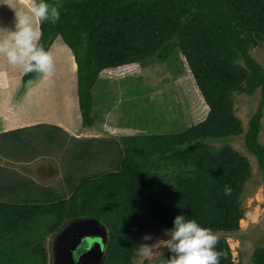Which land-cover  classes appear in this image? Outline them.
Segmentation results:
<instances>
[{
	"label": "trees",
	"instance_id": "trees-1",
	"mask_svg": "<svg viewBox=\"0 0 264 264\" xmlns=\"http://www.w3.org/2000/svg\"><path fill=\"white\" fill-rule=\"evenodd\" d=\"M48 2L59 4L60 18L41 23L39 44L49 51L61 37L73 51L85 126L95 124L92 91L102 71L143 65L167 42L178 46L206 113L203 119L196 115L195 124L184 132L123 136L122 158L113 169L94 176L68 174L60 192L32 180L19 182L14 186L20 187L19 194L0 209V264H8L2 257L7 248L18 257L14 264H46L45 246L36 231L46 220L54 232L82 218L105 223L109 230L105 264H134L140 231L149 221L171 228L174 217L183 214L213 231L237 230L240 198L252 174L250 161L228 145L218 150L207 142L242 130L233 107V92L239 86L264 93V68L250 53L264 39V0ZM138 41H143V48L136 55L132 49ZM39 75L24 73L23 86ZM261 118L258 112L251 120L246 145L264 171V145L258 142ZM100 146L94 148V158L110 155L112 149L107 152ZM156 162L179 164L173 183L155 179ZM225 185L232 188L229 196L224 195ZM11 230L7 245L4 238ZM215 247L224 253L220 264H233L226 239ZM253 264H264V248L254 251Z\"/></svg>",
	"mask_w": 264,
	"mask_h": 264
},
{
	"label": "rangeland",
	"instance_id": "rangeland-1",
	"mask_svg": "<svg viewBox=\"0 0 264 264\" xmlns=\"http://www.w3.org/2000/svg\"><path fill=\"white\" fill-rule=\"evenodd\" d=\"M25 2L27 1L0 0V27L12 29L14 12L20 8L26 9L22 6ZM142 48L143 41H138L132 53L137 55L142 52ZM49 52L53 58V73L50 77H42L40 74L37 78L42 80L30 91L23 86L22 77L25 72L22 67L10 65L6 59L0 57V128L6 123L5 118L21 120L25 115L28 119L31 114L60 119L66 123L70 117L69 112L72 113L69 104L71 101L75 103L73 110L75 109L77 115L81 113L78 105L77 71L73 75L70 73L69 56L76 63L73 51L58 37L53 41ZM250 53L264 68V39L252 46ZM123 69H104L92 91L94 148L102 145L100 147L107 152L112 149L109 161L103 154L94 158V163H97L94 165V173L113 169L111 167L114 163L120 162L123 136H158L184 132L195 124L196 115L197 119H203L206 113V107L196 96L193 80L175 42H167L166 47L158 50L156 56L143 65L137 64L135 67ZM245 87L243 84L233 92L234 115L241 122L242 130L207 142L218 150L223 146H230L245 156L252 167V174L245 182L240 198L242 219L239 228L230 232L214 231L218 240H227L233 264H253L254 251L264 248V171L246 145L250 122L258 112L262 113L258 142L264 145V93L260 88L246 92ZM41 127L0 137V156L29 157L35 152H43L50 144L56 145L61 140L60 134L48 130L45 126ZM90 152L91 145L83 144L78 155ZM58 158L60 160V157ZM164 165L154 163V170H158L155 179L174 181L176 173H180L179 164ZM59 169L58 175L48 177L44 182L61 189L67 171L61 166ZM26 179L25 171L11 168L10 162H6L5 166L0 165V209L10 205L9 200L20 191V187L15 190L14 186ZM253 209H258L260 213L256 222L246 216V213ZM49 222L46 220L40 223L43 226L36 230L39 231L41 242L45 246L46 264H105L109 236L105 223L92 218H82L69 221L60 231L54 232L49 231ZM30 227L35 229L32 224L28 225V228ZM167 229L170 228L157 222H147L140 231L138 249L140 245H153L159 240L168 239L165 235ZM13 231H9L4 238L7 245ZM145 235L150 236V239L145 240ZM138 249L137 255L133 257L134 264H165L172 255L163 246L152 249V255L148 256L139 255ZM15 256V251L4 249L2 257H6L8 264L17 261L18 257Z\"/></svg>",
	"mask_w": 264,
	"mask_h": 264
},
{
	"label": "clouds",
	"instance_id": "clouds-1",
	"mask_svg": "<svg viewBox=\"0 0 264 264\" xmlns=\"http://www.w3.org/2000/svg\"><path fill=\"white\" fill-rule=\"evenodd\" d=\"M59 8V4H51L48 0H30L26 9L15 10L13 28L0 27V57L10 65L21 66L25 73L35 71L42 77H50L54 69L53 58L39 44V24L57 22L60 18ZM231 193L232 188L225 185L224 195ZM259 215L258 209L246 213L253 222L258 221ZM165 235L168 239L159 240L156 244L140 245L138 254L152 255V249L163 246L172 253L165 264H220V257L224 253L215 247L218 236L197 220L178 214L172 221V227L165 230ZM144 239H150V236L145 235Z\"/></svg>",
	"mask_w": 264,
	"mask_h": 264
},
{
	"label": "crops",
	"instance_id": "crops-1",
	"mask_svg": "<svg viewBox=\"0 0 264 264\" xmlns=\"http://www.w3.org/2000/svg\"><path fill=\"white\" fill-rule=\"evenodd\" d=\"M24 4L27 5L28 3H23L22 6L26 7ZM40 25L41 23L39 24V29ZM35 80L27 87V91L32 90V88L36 86V84L38 85L42 79L37 78V80ZM24 93L26 94V92ZM69 104L71 105L72 109H70L72 110V113L69 112L70 117L66 120V123L60 121V119L56 120L46 118L44 116H33L32 114L28 119L25 115H23V120H19L18 118L10 120V118H5L6 123H4V126L0 128V137L8 134H15L17 132L29 131L35 129L36 127L42 128L41 126H45L48 130L55 132L56 134H60L61 140L56 145H46L48 147L47 149H44L43 152H35L29 157L14 155V157L8 156L10 158L9 159L8 157L4 158L3 156H0L2 161L5 160L3 162L0 161V165L5 166L6 162H10L11 168H17L18 170L25 171L28 181L32 180L37 184L47 189L55 190L56 192L62 191L65 187V180L68 174H78L79 176L86 174L94 176V165L97 164L94 163V124L92 126H85L82 121L81 113H78L79 115H77L75 109L73 110L75 103L71 101ZM83 144L91 145V152L80 156L78 154L82 149ZM109 156L110 155H106V159L108 161ZM58 157H60V160H58ZM60 166L63 169L65 168L67 172L63 179V187L58 189L57 187H53L51 184H46L44 181H46L48 177L52 178V176H55L56 174L58 175ZM64 174L65 173H63V175Z\"/></svg>",
	"mask_w": 264,
	"mask_h": 264
},
{
	"label": "bare ground",
	"instance_id": "bare-ground-1",
	"mask_svg": "<svg viewBox=\"0 0 264 264\" xmlns=\"http://www.w3.org/2000/svg\"><path fill=\"white\" fill-rule=\"evenodd\" d=\"M25 1H30V0H25ZM22 2V1H21ZM69 58H70V61H71V67H70V73H71V75H73L74 73H76V71H77V64L74 62V59L71 57V56H69Z\"/></svg>",
	"mask_w": 264,
	"mask_h": 264
}]
</instances>
